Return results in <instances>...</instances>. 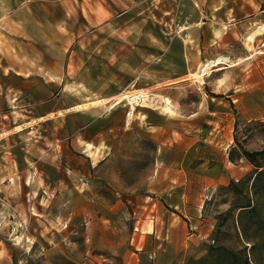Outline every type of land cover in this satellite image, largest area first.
<instances>
[{"label":"rangeland","instance_id":"374dc122","mask_svg":"<svg viewBox=\"0 0 264 264\" xmlns=\"http://www.w3.org/2000/svg\"><path fill=\"white\" fill-rule=\"evenodd\" d=\"M130 19L138 23V30L141 25L149 28L151 49L163 52L158 47L167 36L163 32L167 15L139 11ZM225 22L227 26L229 21ZM242 22L237 28L227 26L223 46L209 57L228 56L226 64H218L223 66L219 69L199 63L184 77L181 65L152 61L150 78L130 85L129 74L122 69L125 65L110 63L111 54L125 42L120 36L124 31L104 30L100 47H93L95 40L100 42L93 38L87 47L74 41L72 53L67 52L70 71L79 73L76 81L84 95L65 96L56 90L53 98L56 107L77 104L70 111L41 119L40 110L29 111L21 97L0 94V264H118L120 258L106 246L110 239L119 236L135 246L132 236L151 235V225L147 231L141 222L143 213L132 209L126 196L142 194L145 189L151 197L156 195L151 188L158 177L154 170L159 173L160 167L154 164L157 146L152 135L167 141L179 132L189 135V128L193 131V190L206 184L205 212L215 218L214 229L225 216L227 225L222 227L220 241L235 245L231 222L236 211L232 209L245 203L246 197H235L227 185L231 180L250 179L254 169L240 155L238 145L247 150L264 148V11H255V17ZM256 27L261 33L249 41L248 34ZM98 75L103 84L118 85L111 97L94 95L87 88L95 85L90 78ZM6 82L19 85L14 79H2L0 89ZM123 92L153 94L162 100L154 108L134 105L128 119L130 106L118 100ZM163 98H168L170 112L162 109ZM82 103L88 105L82 107ZM94 105L104 116L94 115L96 110L90 109ZM120 116L130 127L108 131L110 146L103 147L91 167L74 147H80L81 137L93 138L116 126ZM100 157L108 159L105 167L99 168L104 161L97 162ZM113 170L118 175L109 174ZM247 182L241 185L245 190L252 181ZM252 197L264 221V195L258 192ZM247 236L254 240V252L264 264V230L250 229ZM191 257L179 256L173 264H185Z\"/></svg>","mask_w":264,"mask_h":264},{"label":"crops","instance_id":"0c3cea01","mask_svg":"<svg viewBox=\"0 0 264 264\" xmlns=\"http://www.w3.org/2000/svg\"><path fill=\"white\" fill-rule=\"evenodd\" d=\"M139 11L142 15L145 11H163L167 15L163 29L167 36L158 47L163 52L151 49L149 28L141 25L138 30V23L130 19ZM255 11H264V0H0V80L14 79L19 84L4 83L0 94L6 98L21 97L29 111L40 110L38 118L41 119H49L58 111H70L77 104L56 107L53 98L56 90L65 96L84 95L76 81L80 79L79 73L70 71L67 52L72 53L74 41L87 47L91 39L100 40L104 30L124 31L120 36L125 42L119 46L121 50L111 54L110 63L124 64L122 69L129 74L133 86L150 78L152 61L181 65L184 77L199 63L208 65L209 69L221 67L218 64H226L228 56L209 57L223 46L227 26L232 29L231 26L241 25L247 17H255ZM230 18L234 19L232 23ZM225 19L229 21L227 26ZM119 21L123 23L117 26ZM100 43L101 40L99 43L95 40L93 47H100ZM90 79L95 85L87 88L94 95L111 97L118 88V85L103 84L100 75ZM95 106L90 107L96 110L94 115L104 116ZM129 127L120 116L118 124L105 133L93 138L78 134L81 145L74 149L86 156L93 167L94 157L102 153L103 147L110 146L107 145L109 132ZM186 132L189 135L179 132L168 138V145L158 134L152 135L157 146L154 164L160 167L159 173L154 170L158 177L151 188L156 195L151 197L145 189L142 194L126 196L132 209L143 213L141 222L146 224L147 231L148 224L151 225V235L143 239L132 236L135 246L119 236L110 239L106 246L120 258L118 264H173L179 256L206 254L207 245L213 239L215 218L205 212L206 184L200 190H193V131L189 128ZM96 161H103L99 168L108 163L104 157ZM203 172L209 174L210 170ZM109 174L118 175V172L113 170ZM115 185L118 195V180ZM118 202L116 199V206Z\"/></svg>","mask_w":264,"mask_h":264},{"label":"trees","instance_id":"16d2710c","mask_svg":"<svg viewBox=\"0 0 264 264\" xmlns=\"http://www.w3.org/2000/svg\"><path fill=\"white\" fill-rule=\"evenodd\" d=\"M240 155L253 166V174L246 181L231 180L227 185V190L231 191L235 197L244 195L245 203L234 206L236 217L231 222V226L236 233V244L227 245L220 241L222 227L227 225V220L222 217L216 224L213 239L207 245V252L204 256L191 257L185 264H261V257L254 252L255 242L247 236L250 229L264 230V221L258 216L257 205L252 195L258 192L264 195V148L259 150H247L238 145ZM234 149H231L233 151ZM247 181H252L249 187ZM231 210V208L229 209ZM260 224V227H259ZM250 246L247 247V243Z\"/></svg>","mask_w":264,"mask_h":264},{"label":"bare ground","instance_id":"6f19581e","mask_svg":"<svg viewBox=\"0 0 264 264\" xmlns=\"http://www.w3.org/2000/svg\"><path fill=\"white\" fill-rule=\"evenodd\" d=\"M261 30L260 28L256 27V29L253 32L249 33L248 34L249 41H253L255 35L258 33L260 34ZM221 67H216L215 69H219ZM118 100L130 105V110L128 113V119H130L131 111L134 109V105L138 104V105H143V106L154 108L160 105V102L162 99H160L157 95H153V94L143 95L142 93L123 92L120 94V97L118 98ZM163 101H164V105L162 109H164L167 112H170L171 111L170 106L167 105L169 103V100L167 98H163Z\"/></svg>","mask_w":264,"mask_h":264},{"label":"built area","instance_id":"2783aa9c","mask_svg":"<svg viewBox=\"0 0 264 264\" xmlns=\"http://www.w3.org/2000/svg\"><path fill=\"white\" fill-rule=\"evenodd\" d=\"M127 93H130V92H127ZM121 94V93H120ZM130 106V105H129ZM151 218H153V217H151ZM138 229V227L137 226H134V230H137Z\"/></svg>","mask_w":264,"mask_h":264}]
</instances>
